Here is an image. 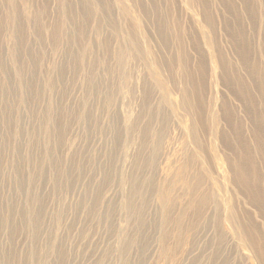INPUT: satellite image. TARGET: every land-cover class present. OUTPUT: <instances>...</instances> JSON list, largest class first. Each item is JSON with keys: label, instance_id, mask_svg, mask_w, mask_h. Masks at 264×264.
<instances>
[{"label": "rangeland", "instance_id": "374dc122", "mask_svg": "<svg viewBox=\"0 0 264 264\" xmlns=\"http://www.w3.org/2000/svg\"><path fill=\"white\" fill-rule=\"evenodd\" d=\"M70 1L71 7H64L65 0H0V264H212L218 249L229 253L230 264L262 263L251 256L242 229V222L248 225L245 217L257 211L227 170V158L235 163L232 123L239 116L245 136L254 127L264 137L258 129L262 107L251 104L257 118L251 124L238 84L241 77L248 84H264V76L249 73L257 60L264 71L256 47L259 41L264 45L260 0L253 10L241 0H105L109 16L104 5L89 0L91 17L82 11L81 0ZM199 7L214 12L217 30L202 24ZM233 11L242 19L229 16H236ZM245 13L252 17L243 19ZM33 14L43 28L28 20ZM226 16L231 26L236 20L245 29L233 44L229 37L235 36L234 29L230 34L222 26ZM17 20L27 39L18 44L12 35ZM75 27H83L87 38L80 39ZM214 37V46L224 50L219 64L207 42ZM242 39L245 56L236 48ZM61 66H67V74L58 71ZM230 67L242 73L236 81L227 74ZM198 79L199 90L191 89ZM184 93L193 101L190 106L183 105ZM255 94L250 93L252 98ZM85 112H92L89 120ZM245 141L251 143L247 136ZM259 217L264 233V218Z\"/></svg>", "mask_w": 264, "mask_h": 264}, {"label": "bare ground", "instance_id": "6f19581e", "mask_svg": "<svg viewBox=\"0 0 264 264\" xmlns=\"http://www.w3.org/2000/svg\"><path fill=\"white\" fill-rule=\"evenodd\" d=\"M73 1V0H72ZM82 1V7H83V9H82V11L83 12H85V14L86 15H88V17L90 16L91 17V12H93V11H91V9H90V3H89V0H81ZM97 2H98V4L99 5H104V8L106 7H108L107 5H106V1L105 0H96ZM162 1V0H161ZM195 1V0H194ZM231 1V0H230ZM242 2H244V6H245V8H247L248 7V9H250V10H253V9H251L252 8V6H253V3H254V1L255 0H241ZM24 2H25V0H24ZM91 2V1H90ZM203 2H204V0H203ZM213 2V1H212ZM222 2V1H221ZM228 2H229V0H228ZM227 2V3H228ZM232 2V1H231ZM263 2V3H262ZM110 3H111V1H110ZM112 3H113V1H112ZM111 3V4H112ZM135 3V2H134ZM153 3V2H152ZM164 3V2H163ZM196 3V2H195ZM209 3V2H208ZM216 3V2H215ZM220 3V2H219ZM234 3V2H233ZM236 3V2H235ZM257 3H259V1H257ZM260 3H261V7L262 8H264V0H260ZM75 4V3H74ZM80 4V5H81ZM136 4V3H135ZM198 4V3H197ZM210 4V3H209ZM223 4H225V2L223 3ZM230 4V3H229ZM62 5H64L63 3H62ZM71 5V1L70 0H65V5H64V7H71L70 6ZM79 5V4H78ZM114 5V4H113ZM141 5V4H140ZM200 5H202V4H200ZM233 5V4H232ZM75 6V5H74ZM160 6V5H159ZM162 6V5H161ZM160 6V7H161ZM199 6V5H198ZM227 6H228V4H227ZM76 7V6H75ZM79 7V6H78ZM82 7H80V8H82ZM156 7H157V5H156ZM156 7H154V8H156ZM159 7V8H160ZM203 7H204V5H203ZM203 7H199V13H200V15H202L203 16V18L201 19L202 21V24L204 25V26H206V27H211L212 26V28L213 29H216L217 30V28H215L214 27V23L216 22V19H217V17H215V14H214V12H209L208 11V9L206 10V7H205V10H204V8ZM225 7V6H224ZM258 7H260V4H259V6ZM103 8V9H104ZM153 8V7H152ZM211 8H212V6H211ZM228 8V7H227ZM255 8H257V7H255ZM254 8V9H255ZM75 9V8H74ZM101 8H99V10H100ZM110 9V8H109ZM109 9L107 8L106 10H107V12H108V16H109V14H110V11H109ZM224 9V8H223ZM105 10V11H106ZM155 9H153V11H154ZM162 10V9H161ZM227 10V9H226ZM258 10V9H257ZM68 11V10H67ZM67 11H65V12H67ZM71 11V10H70ZM69 11V12H70ZM74 11V10H73ZM156 11V10H155ZM154 11V12H155ZM160 11V10H159ZM164 11V10H163ZM212 11V10H211ZM82 12V13H83ZM152 12V11H151ZM168 12H169V10H168ZM247 12V11H246ZM255 12V11H254ZM162 13V12H161ZM165 13V12H164ZM233 13L236 15V16H234V15H230L229 14V16H232V17H234V18H241L242 19V15H238L237 13H236V11L234 12L233 11ZM241 13V12H240ZM252 13H253V11H252ZM264 13V12H263ZM68 14V13H67ZM77 14H78V12H77ZM171 14V13H170ZM219 14V13H218ZM259 14V13H258ZM66 15V14H65ZM72 15V14H71ZM93 15H94V12H93ZM102 15H103V12H102ZM157 15V14H156ZM168 15V14H167ZM246 15H249L250 17H252V15L251 14H249V13H245L244 14V17H243V19H245L246 18ZM254 15H255V13H254ZM82 16V15H81ZM100 16V15H99ZM104 16H106V14L104 15ZM111 16V15H110ZM160 16V15H159ZM220 16V15H219ZM229 16H226L224 19H225V21H224V23L223 24H225V25H222V26H224V28H225V26L228 28V32H229V29H234V33H235V36L234 35H231L230 37H229V39H230V43L231 44H233V42L235 41V40H237V38H236V35L238 34V32L239 31H241V32H243L244 33V31H245V29L244 28H242V29H240V26H239V22L238 21H232V22H234V27L233 26H231V24H230V22L229 21H227L226 19L227 18H229ZM66 17H67V15H66ZM75 17V16H74ZM83 17H84V15H83ZM83 17H82V19H83ZM172 17V16H171ZM171 17L169 18V20L171 19ZM77 18V17H76ZM85 18H86V16H85ZM222 18V17H221ZM69 20H70V18H68ZM88 19V18H87ZM107 19H108V17H107ZM112 19V18H111ZM116 19V18H115ZM160 19H162V18H160ZM167 19V18H166ZM233 19V18H232ZM252 19V18H251ZM30 22H33V25H34V28H39V27H42L43 28V26H42V23H41V21H40V18H39V16L38 15H36V14H33L32 15V17H30L29 19H28ZM105 20V19H104ZM176 20V19H175ZM174 20V21H175ZM250 20V19H249ZM18 21V20H17ZM82 21V20H81ZM89 21V20H88ZM173 21V22H174ZM72 22V21H71ZM76 22H78V21H76ZM75 22V23H76ZM107 22V21H106ZM109 22V21H108ZM167 22V21H166ZM169 22H171V21H169ZM241 23L242 22H244L243 20L242 21H240ZM263 22H264V20H263ZM15 23H16V21H15ZM70 23V22H69ZM79 23V22H78ZM85 23H87V22H85ZM100 23H102V22H100ZM114 22L112 21V24H113ZM175 23H176V21H175ZM177 23H178V20H177ZM71 24V23H70ZM110 23H108V25H109ZM158 24H159V22H158ZM180 24V23H179ZM255 24V23H254ZM76 25H78V24H76ZM104 25V24H103ZM106 25V24H105ZM111 25V24H110ZM116 25V24H115ZM114 24L112 25V26H115ZM161 25H163V24H161ZM166 26H168L167 25V23L165 24ZM164 25V26H165ZM172 25V24H171ZM170 25V26H171ZM175 25H177V24H175ZM216 25H217V23H216ZM253 25V24H252ZM15 26H16V29H14L15 31H13L14 33L12 34L13 36H14V40H15V42H16V44H18V43H23V42H20V41H22V39H24L23 38V36H22V33L24 32H22V30H24L23 28H25V27H22V29H21V27H20V22L18 21V23L17 24H15ZM83 26V25H82ZM117 26V25H116ZM115 26V27H116ZM165 26V27H166ZM177 26H179V25H177ZM258 26V25H257ZM77 27V26H76ZM75 27V29H77V30H79L78 28H76ZM98 27H99V24H98ZM97 27V28H98ZM114 27V28H115ZM118 27H119V25H118ZM164 27V28H165ZM217 27V26H216ZM231 27H233V28H231ZM15 28V27H14ZM83 27H81V29L79 30L80 31V35H79V38L80 37H85V30H83L82 29ZM87 29H88V27H86ZM86 28H84V29H86ZM101 27H99L98 29H100ZM110 28H112V27H110ZM109 28V29H110ZM113 28V29H114ZM163 28V29H164ZM170 28V27H169ZM177 28V27H176ZM212 28H210V29H212ZM224 28H222V30L224 29ZM41 29V28H40ZM74 29V28H73ZM112 29V30H113ZM160 29V28H159ZM162 29V30H163ZM173 29V28H172ZM209 29V30H210ZM226 29V28H225ZM252 29V28H251ZM250 29V34L251 33H253V31ZM258 29V28H257ZM257 29H255V30H257ZM25 30H26V28H25ZM216 30H214L215 32H216ZM35 31V30H34ZM44 31V30H43ZM42 31V32H43ZM89 31V30H88ZM118 31V30H117ZM168 31V30H167ZM171 31V30H170ZM248 30H246V32H247ZM262 31V30H261ZM36 32H39V31H36ZM174 32V31H173ZM172 31H171V35H172V33H173ZM227 32V31H226ZM225 32V33H226ZM231 32V31H230ZM229 32V33H230ZM255 32H257V31H255ZM27 33V32H26ZM56 33L57 32H55V31H53V37H55L56 36ZM87 33H89V32H87ZM159 33V32H158ZM167 33V32H166ZM207 33V32H206ZM219 33V32H218ZM248 33V32H247ZM261 33H263V32H261ZM23 34H25V32L23 33ZM39 34H40V32H39ZM43 34H44V32H43ZM84 34V35H83ZM231 34V33H230ZM28 35V34H27ZM36 35H37V33H36ZM72 35V34H71ZM77 35V34H76ZM134 35V34H133ZM136 35V34H135ZM162 35V34H161ZM168 35V34H167ZM170 35V34H169ZM212 35H213V31H212ZM228 35V34H227ZM262 35V34H261ZM21 36H22V38H21ZM24 36H26V34L24 35ZM38 36V35H37ZM39 36H41V35H39ZM44 36V35H43ZM51 36V35H50ZM159 36V35H158ZM206 36H208L207 34H206ZM214 36V35H213ZM217 36H218V34H217ZM240 36H241V33H240ZM244 36V35H243ZM160 37V36H159ZM164 37H166V36H164ZM216 37V36H215ZM215 37L214 38H210L207 42H209V44L211 45V47H212V50H213V54L211 55L212 57V59H217V62H218V64L220 63V60H222V57H223V53H221V52H223L224 50H222L221 49V47L219 48V47H216V46H214V42H213V39H215ZM242 37V36H241ZM250 37V36H249ZM253 37V36H252ZM264 37V36H263ZM263 37H261V38H263ZM37 38H39V37H37ZM78 38V40L80 41V39ZM85 38H87V37H85ZM84 38V39H85ZM136 38H138V36L136 37ZM151 38V37H150ZM167 38V37H166ZM169 38H170V36H169ZM217 38V37H216ZM228 38V37H227ZM255 38V37H254ZM56 39V38H55ZM75 39H77L76 37H75ZM139 39V38H138ZM163 39V38H162ZM180 39V38H179ZM182 39V38H181ZM180 39V40H181ZM205 39V38H204ZM238 39H240V38H238ZM247 39H248V37H247ZM25 41L27 40V39H24ZM23 40V41H24ZM39 40H41V39H39ZM85 40H87V39H85ZM161 40V39H160ZM165 40V39H164ZM164 40H163V42H164ZM171 40V39H170ZM180 40H179V44L180 43H182V42H180ZM185 40V39H184ZM228 40V39H227ZM242 40H244V39H242ZM255 40V39H254ZM257 40V39H256ZM138 41V40H137ZM215 41V40H214ZM232 41V42H231ZM241 41V40H240ZM245 41L246 40H244V41H241L240 43H242L243 42V44L241 45V46H237L236 48L239 50H241L240 51V53H242V55H246V52L245 51H242V50H244L245 49V46H244V43H245ZM249 40H247V42H248ZM262 41V40H261ZM41 42V41H40ZM136 42V41H135ZM205 42V41H204ZM216 42V41H215ZM219 42V41H218ZM263 42V41H262ZM25 43V42H24ZM75 43V42H74ZM82 43V42H81ZM164 43H166V42H164ZM170 43V42H169ZM172 43V42H171ZM248 43H250V42H248ZM79 44V43H78ZM134 44H137V43H134ZM167 44V43H166ZM221 44V43H220ZM219 44V45H220ZM254 44V43H253ZM255 44H257L256 42H255ZM24 45V44H23ZM172 45V44H171ZM235 45V44H234ZM17 46V45H16ZM137 46V45H136ZM168 47H169V45H167ZM255 46V45H254ZM262 46H264V45H262ZM261 42L259 41V44H257V46L256 47H258L260 50H258V52H260V57H262V60L264 59L263 58V50L264 49H261ZM76 47V46H75ZM74 47V48H75ZM139 47V45L137 46V48ZM226 47V46H225ZM235 48V47H234ZM264 48V47H263ZM18 49V48H17ZM20 49V48H19ZM224 49V48H223ZM231 49H232V47H231ZM236 49V50H237ZM249 49L250 48H248V51H249ZM170 50V49H169ZM138 51H140V50H138ZM221 51V52H220ZM251 51V50H250ZM254 51V50H253ZM65 52V51H64ZM80 52H82V51H80ZM142 52V51H141ZM144 52V51H143ZM173 52V51H172ZM176 52V51H175ZM210 52V51H209ZM31 54H32V56H34V55H37L38 54V52H30ZM69 53H70V51H69ZM69 53H67V54H69ZM203 53V52H202ZM229 53V52H228ZM234 53H235V50H234ZM239 53V52H238ZM247 53H249V52H247ZM64 54V53H63ZM77 54V53H76ZM176 54V53H175ZM204 54V53H203ZM39 55V54H38ZM182 55V54H181ZM206 55V54H205ZM242 55H241V58H242ZM42 56V55H41ZM81 56V55H80ZM162 56V55H161ZM171 56H173V55H171ZM208 56V55H207ZM77 57H79V56H77ZM187 57V56H186ZM190 57V56H189ZM37 58V57H36ZM72 58V57H71ZM173 58H174V56H173ZM177 58V57H176ZM232 58V57H231ZM240 58V57H239ZM251 58V57H250ZM35 59V58H34ZM74 59V58H73ZM178 59V58H177ZM205 59V58H204ZM70 60V59H69ZM77 60V59H76ZM230 60V59H229ZM241 60V59H240ZM253 60V59H252ZM80 61V60H79ZM79 61H78V63L77 64H79ZM215 61V60H214ZM213 61V63H215ZM228 61V60H227ZM231 61V60H230ZM236 61V60H235ZM245 61V60H244ZM70 62V61H69ZM161 63H162V61H160ZM181 62L183 63L182 65L183 66H185L186 67V65L188 64L187 63V58H185V56H184V58L183 57H181ZM229 62V61H228ZM258 62V63H257ZM257 64H255L254 62H253V70L252 71H249V73H250V75L251 76H256L257 77V75L255 74V71L258 73V76L259 77H263L264 76V71L262 70V64H261V61H260V63H259V61L257 60ZM62 63H64V62H62ZM61 63V64H62ZM66 63H68V61L66 62ZM65 63V64H66ZM160 63V64H161ZM202 63V62H201ZM245 63V62H244ZM244 63H241V64H244ZM58 64H60L59 62H58ZM72 64V63H71ZM71 64L69 63V66H71ZM164 64V63H163ZM162 64V65H163ZM228 64V63H227ZM227 64H225V62H224V65H226V66H228ZM255 64V65H254ZM67 65V64H66ZM75 65V64H74ZM161 65V66H162ZM167 65H168V63H167ZM170 65V64H169ZM168 65V66H169ZM182 65H181V67H182ZM215 65V64H214ZM217 65V64H216ZM221 65V64H220ZM220 65H219V68H220ZM261 65V66H260ZM21 66V65H20ZM73 66V65H72ZM77 66V65H76ZM79 66V65H78ZM200 66V65H199ZM246 66V65H245ZM244 66V67H245ZM166 67V66H165ZM174 67V66H173ZM217 67H218V65H217ZM247 67V66H246ZM246 67H245V69H246ZM252 66H249V69L251 68ZM188 68V67H187ZM186 68V69H187ZM208 68V67H207ZM59 69V68H58ZM57 69V70H58ZM70 69V68H69ZM170 69H172V68H170ZM183 69H185V68H183ZM201 69V68H200ZM216 69L217 68H215V71H216ZM226 69V68H225ZM5 70V69H4ZM3 70V71H4ZM61 70V74L62 75H65V74H67V72H66V70H67V66H61L60 67V69L58 70V71H60ZM74 70V69H73ZM72 70V71H73ZM173 70V69H172ZM189 70V69H188ZM204 70V69H203ZM202 70V71H203ZM6 71V70H5ZM170 71V70H169ZM187 71V70H186ZM224 71V70H223ZM226 71V70H225ZM243 71V70H242ZM188 72V71H187ZM204 72V71H203ZM59 73V72H58ZM76 73V72H75ZM208 73V72H207ZM215 73V72H214ZM227 73V72H226ZM230 73V75H229V77L230 78H233V80L234 81H236L235 80V78L236 77H240L241 75H242V73L240 74V71L238 70V69H236V68H234V67H230V68H228V73L227 74H229ZM248 73V72H247ZM72 74H73V72H72ZM186 74V73H185ZM189 74H190V72H189ZM202 74V73H201ZM216 74V73H215ZM215 74H214V76H215ZM221 74V73H220ZM222 74H223V72H222ZM221 74V75H222ZM224 75V74H223ZM59 76V75H58ZM73 76H75L74 74H73ZM186 76V75H185ZM187 76H188V74H187ZM205 76H206V74H205ZM204 76V77H205ZM247 76V75H246ZM60 77H61V75H60ZM63 77V76H62ZM66 77V76H65ZM203 76H201V78H202ZM208 77V76H207ZM216 77V76H215ZM224 77V76H223ZM242 78V77H241ZM240 78V80H239V82H238V84L239 85H243L242 87H243V89H244V93H243V95L241 96V98L243 97V102L242 103H244L243 105H245L246 104V106H245V108H244V110H243V112L245 113V114H250V116H251V124L252 123H254V122H257V121H255L257 118L255 117V114L253 115V113L254 112H252L253 111V109H250V107H252L253 108V106L252 105H257L258 104V107H259V109H260V107H262V109H261V111L263 112V114H264V84H253L250 80H249V84H248V82H247V80H246V82L244 81V80H242ZM60 79V78H59ZM75 79V78H74ZM73 78H72V80H74ZM189 79H190V77H189ZM223 79V78H222ZM239 79V78H238ZM247 79V78H246ZM260 79V78H259ZM264 79V78H263ZM63 80V79H62ZM65 80V79H64ZM64 80L62 81V82H64ZM186 80V79H185ZM191 80V79H190ZM232 80V79H231ZM60 81H61V79H60ZM68 81H69V79H68ZM67 81V82H68ZM162 81V80H161ZM65 82H66V80H65ZM71 82V81H70ZM69 82V83H70ZM95 82H97V81H95ZM99 82V81H98ZM189 82H191V81H189ZM192 82H194V81H192ZM228 82V81H227ZM232 82V81H231ZM169 83V82H168ZM200 83V81H199V79L197 80V82L195 83L194 82V85H192V84H190V85H192L190 88L191 89H196V91H198L199 89H198V84ZM203 83V82H202ZM65 84H67V83H65ZM95 84V83H94ZM186 84V83H185ZM189 84V83H188ZM204 84V83H203ZM233 84V83H232ZM232 84H231V86H232ZM237 84V83H236ZM5 85V84H4ZM98 85V84H97ZM229 85V84H228ZM234 85V84H233ZM27 86H31V85H27ZM64 86V85H63ZM63 86H61V87H63ZM207 86V85H206ZM216 86V85H215ZM236 86V85H235ZM9 87V86H8ZM66 87V86H65ZM99 87V86H98ZM229 87V86H228ZM5 88V87H4ZM25 88V87H24ZM33 88V87H32ZM187 88H188V86H187ZM201 88H202V85H201ZM200 88V89H201ZM207 87H205V89H206ZM27 89V88H26ZM30 89V88H29ZM66 89V88H65ZM64 89V90H65ZM186 89V88H185ZM204 89V90H205ZM235 89V88H234ZM233 89V90H234ZM238 89V88H237ZM236 89V91H238ZM28 90V89H27ZM31 90V89H30ZM183 90H184V88H183ZM182 90V91H183ZM189 89H187V91H188ZM239 90H241V88L239 89ZM257 90V91H256ZM25 91V90H24ZM29 91V90H28ZM62 91V90H61ZM66 92H67V90H65ZM96 91H98V90H96ZM96 91H94V92H96ZM100 91V90H99ZM98 91V92H99ZM187 91H185L184 90V92H187ZM189 91H191V90H189ZM242 91V90H241ZM253 91V93L255 92L256 94H258L256 97L257 98H252V95H250V93ZM26 93H27V91H25ZM69 92V91H68ZM97 92V93H98ZM192 92H194V90H192ZM235 92V91H234ZM258 92V93H257ZM189 93H191V92H189ZM204 93V92H203ZM206 93V92H205ZM233 93V92H232ZM236 93V92H235ZM29 94H31L30 93V91H29ZM194 94V93H193ZM196 94V93H195ZM208 94V93H207ZM238 94H240V93H238ZM237 94V95H238ZM255 94V95H256ZM61 95V94H60ZM149 95V94H148ZM197 95H199V96H201L199 93H197ZM254 95V96H255ZM63 96H64V94H63ZM7 97H8V94H7ZM194 97H196V95L194 96ZM234 97V96H233ZM238 97V96H237ZM146 98V97H145ZM149 98V97H148ZM188 98V97H187ZM187 98L185 97V93H184V98H183V105H187L188 104V102L191 100H189L188 99V101H187ZM189 98H191V97H189ZM199 98V97H198ZM198 98H197V100H198ZM203 98H204V96H203ZM203 98H201L202 100H203ZM235 98V97H234ZM28 99V98H27ZM59 99H60V97H59ZM63 99V98H62ZM239 99H240V97H239ZM63 100H65V99H63ZM199 100H200V98H199ZM227 100V99H226ZM238 100V99H237ZM241 100V99H240ZM239 100V101H240ZM7 101V100H6ZM27 101V100H26ZM192 101V100H191ZM211 101V100H210ZM225 101V100H224ZM242 101V100H241ZM24 102H25V100H24ZM194 102H195V100H194ZM230 102V101H229ZM26 103V102H25ZM28 103V102H27ZM80 103V102H79ZM82 103V102H81ZM192 103H193V101H192ZM228 103V102H227ZM9 104V103H8ZM11 104V103H10ZM59 105L60 104H62L61 102L60 103H58ZM191 104V103H190ZM210 104H213L212 102H210ZM222 104H226V102H224V103H222ZM252 104V105H251ZM57 105V104H56ZM189 105V104H188ZM187 105V106H188ZM196 105V104H195ZM198 105V104H197ZM206 105H207V103H206ZM242 105V104H241ZM255 105V106H256ZM190 106V105H189ZM223 107H224V105H222ZM10 107V106H9ZM55 107V106H54ZM211 107H212V105H211ZM222 107V108H223ZM59 108V107H58ZM60 108H62V107H60ZM199 108V107H198ZM210 108V107H209ZM225 109L227 108V107H224ZM235 108V107H234ZM255 109H256V107H254ZM8 109V108H7ZM89 108H87V110H88ZM202 109V108H201ZM206 110H207V107L205 108ZM213 109V108H212ZM227 109H229V107L227 108ZM230 109H231V107H230ZM3 110V109H2ZM56 110V109H55ZM64 110V109H63ZM91 110V109H90ZM162 110V109H161ZM161 110H160V112H161ZM211 110V109H210ZM221 110V109H220ZM234 110V109H233ZM9 111V110H8ZM60 111V110H59ZM202 111H200V113H201ZM233 112V111H232ZM237 112V111H236ZM241 112H242V109H241ZM92 113V112H91ZM91 113H89V114H91ZM163 113V112H162ZM205 113V112H204ZM209 113V112H208ZM213 113V112H212ZM234 113V112H233ZM258 112H256V114H257ZM8 114V113H7ZM65 114H66V112H65ZM88 114V112H85V116H87V119L89 118V114ZM202 114V113H201ZM244 114V115H245ZM61 115V114H60ZM213 115V114H212ZM230 115H231V111H230ZM229 115V116H230ZM236 115V114H235ZM68 116V115H67ZM94 116V115H93ZM246 117H247V115H245ZM63 117H64V115H63ZM69 117V116H68ZM75 117V116H74ZM234 117H236V116H234ZM241 116H239V118H240ZM249 117V116H248ZM247 117V118H248ZM259 117V116H258ZM60 118V117H59ZM231 118V117H230ZM238 118V120H236V122L233 124L232 123V126H233V132H234V134H233V137H234V142H233V144H232V148H233V150H234V157H233V159L235 160V163H233L232 161H230L228 158H227V163H228V165H229V167H227V170H228V168H229V172H231L232 174H234L233 175V178H230L231 179V182L234 184V186H238V187H241V188H243V189H241V188H239V191H241L242 193H246L247 194V198H248V200L250 201V204H252V206H254V208H255V211H257V214L261 217L262 216V218H264V184L262 183V178H264V176H262V174H264V173H262V170L264 171V137L262 136V134H260V132H259V130H257V129H254L253 130V128H252V126H251V128H252V132H250V133H248V135L246 134V136H247V139H249L250 140V144L248 143H246V136H245V133H243L242 131H241V129H240V124H239V119ZM78 119V118H77ZM91 119H92V116H91ZM198 119V118H197ZM206 119V118H205ZM209 119H212V118H209ZM236 119V118H235ZM235 119H234V121H235ZM259 119H260V117H259ZM263 119H264V116H263ZM11 120H13V119H10V122H11ZM43 120V119H42ZM89 120V119H88ZM93 120V119H92ZM262 120V119H261ZM62 121V120H61ZM60 121V122H61ZM66 121H68V120H66ZM83 121V120H82ZM208 121V120H207ZM212 121V120H211ZM233 121V122H234ZM14 122V121H13ZM91 122V121H90ZM238 122V123H237ZM249 122V121H248ZM63 123H64V121H63ZM86 123V122H85ZM88 124H89V122H87ZM192 123V125L191 126H193V122H191ZM62 124V123H61ZM60 124V125H61ZM230 124V123H229ZM244 124V123H243ZM242 123H241V125H243ZM255 124V123H254ZM258 124V123H257ZM11 125V124H10ZM13 125V124H12ZM63 125V124H62ZM86 125V124H85ZM260 125H262V128L260 127V128H258V129H260L261 130V132L262 131H264V120H263V122H260ZM54 126V125H53ZM68 126V125H67ZM86 127V126H85ZM193 127H195V126H193ZM249 127V126H248ZM52 128V127H51ZM65 128V127H64ZM56 129H58V127L56 128ZM232 129V128H231ZM38 130V129H37ZM62 130V129H61ZM86 130V129H85ZM88 130V129H87ZM87 130H86V132H87ZM58 131V130H57ZM193 131H196L195 129L193 130ZM191 132V131H190ZM244 132H246V130L244 131ZM196 133V132H195ZM252 133H253V136H251L252 135ZM21 134V133H20ZM52 134V133H51ZM50 134V135H51ZM57 134V133H56ZM191 134H193V132L191 133ZM60 136H61V134H59ZM263 135H264V133H263ZM196 137V136H195ZM2 138V137H1ZM5 138H6V136H5ZM57 139H59L58 137H56ZM60 138H62V137H60ZM4 139V138H3ZM37 139V138H36ZM189 139V138H188ZM6 140V139H5ZM56 140V139H55ZM192 140V139H191ZM196 140V139H195ZM194 140V141H195ZM60 141V140H59ZM183 141V140H182ZM199 141V140H198ZM157 142V141H156ZM34 143V142H33ZM57 143V142H56ZM60 143V142H59ZM190 143V142H189ZM200 143V142H199ZM247 145H246V144ZM39 144V143H38ZM42 144V143H41ZM58 144V143H57ZM57 144H56V147H57ZM1 145V144H0ZM3 146V145H2ZM5 146V145H4ZM34 147L36 146V145H33ZM229 146V145H228ZM6 147V146H5ZM4 147V148H5ZM33 147V148H34ZM39 147V146H38ZM3 148V147H2ZM4 148H3V150H4ZM53 148V147H52ZM58 149H60V147H58ZM231 149V148H230ZM36 150V149H35ZM157 150V149H156ZM58 151V150H57ZM4 152V151H3ZM23 152V151H22ZM52 152H53V149H52ZM156 152V151H155ZM19 154V153H18ZM17 154V155H18ZM51 154H53V153H51ZM51 154L49 155V156H51ZM114 154V153H113ZM112 154V155H113ZM53 155H55V154H53ZM57 156V155H56ZM18 157H20V156H18ZM21 158V157H20ZM50 158V157H49ZM58 158H59V156H58ZM109 158H110V156H109ZM4 159V158H3ZM16 159V158H15ZM111 159H112V157H111ZM232 159V160H233ZM21 160V159H20ZM71 160V159H70ZM4 161V160H3ZM17 161V160H16ZM22 161V160H21ZM20 161V162H21ZM51 161H53V160H51ZM226 161V160H225ZM59 162V161H58ZM70 162V161H69ZM220 162V161H219ZM5 163V162H4ZM22 163V162H21ZM51 163V162H50ZM55 163V162H54ZM72 163V162H71ZM226 163V162H225ZM227 163L225 164V165H227ZM1 165H3V164H1L0 163V171L2 170L1 169ZM73 165H75V164H73ZM225 165H224V167H225ZM15 166H16V162H15ZM23 166V165H22ZM18 166H16V168H17ZM81 167V166H80ZM79 167V168H80ZM30 168V167H29ZM75 168V167H74ZM83 168V167H82ZM81 168V169H82ZM109 168V167H108ZM170 168V167H169ZM226 168V167H225ZM18 169V168H17ZM23 169V168H22ZM70 169H72V168H70V166H69V170ZM80 169V170H81ZM110 169H111V167H110ZM72 170H74V169H72ZM111 170H113V169H111ZM110 170V171H111ZM20 171V170H19ZM19 171H18V174H19ZM2 172V171H1ZM16 172V171H15ZM22 172V171H21ZM32 172V171H31ZM105 172H107V170L105 171ZM109 172V171H108ZM107 172V173H108ZM113 172V171H112ZM257 172L258 173H260L261 174V176H258V174H257ZM74 173V172H73ZM78 173V172H77ZM2 174H3V172L1 173V176H2ZM21 174V173H20ZM231 174V175H232ZM70 175V174H69ZM77 175V174H76ZM72 176V175H71ZM104 176H105V174H104ZM103 176V177H104ZM23 177V176H22ZM46 177V176H45ZM75 177H77V176H75ZM110 177V176H109ZM109 177H108V179H109ZM4 178H5V175H4ZM19 178H20V175H19ZM1 179V178H0ZM18 179V178H17ZM23 179V178H22ZM69 180H71V178H68ZM72 179L74 180V178L72 177ZM107 179V178H106ZM2 180V179H1ZM19 180V179H18ZM17 180V181H18ZM21 180V179H20ZM48 180V179H47ZM72 180V181H73ZM3 181V180H2ZM105 182H106V180H104ZM104 181H102V182H104ZM108 181V180H107ZM21 182H22V180H21ZM20 182V183H21ZM31 181H29V183H30ZM46 182V181H45ZM48 182V181H47ZM104 182V183H105ZM23 183V182H22ZM2 184V183H1ZM5 185V184H4ZM25 185V184H24ZM22 186V185H21ZM1 187V186H0ZM6 188V187H5ZM22 188V187H21ZM23 189H25L24 187L21 189V190H23ZM34 189V188H33ZM5 190V189H4ZM20 190V189H19ZM26 190V189H25ZM0 192H2V190L0 191ZM23 193V192H22ZM1 195H2V193H0ZM7 194V193H6ZM6 194H5V196H6ZM45 194V193H44ZM43 194V195H44ZM10 195V194H9ZM23 195V194H22ZM245 195V194H244ZM8 196V195H7ZM10 197V196H9ZM20 197V196H19ZM3 198V197H2ZM38 198V197H37ZM40 198V197H39ZM208 198V197H207ZM5 200V199H4ZM41 200V199H40ZM39 200V201H40ZM209 200V199H208ZM5 201H7V200H5ZM42 201V200H41ZM40 201V202H41ZM202 203H205V199L204 198H202V200H200ZM248 201V202H249ZM40 202H39V204H40ZM6 203V202H5ZM45 203V202H44ZM200 203V202H199ZM12 204H13V202H12ZM38 204V205H39ZM43 204V203H42ZM11 205V204H10ZM16 206V205H15ZM4 207V206H3ZM13 207V206H12ZM43 207V206H42ZM41 207V208H42ZM1 208V207H0ZM40 208V210L41 211H43L42 209ZM12 209V208H11ZM4 210V209H3ZM6 210V209H5ZM15 211H16V209H14ZM39 210V209H38ZM10 212H13V210H10ZM19 212V211H18ZM15 213V212H14ZM38 213V212H37ZM5 214V213H4ZM12 214V213H11ZM22 214V213H21ZM255 215V216H258V215ZM2 215V214H1ZM11 216V215H10ZM45 216V215H44ZM255 216L253 215V214H250V215H247L245 218L248 220V222H246V223H248V225L246 224L245 225V223L244 222H242V229H243V234L245 235V237H246V239H249V247H250V249H251V256H253V257H256V259H259V261L260 260H262V263L260 262V264H263L264 263V233L262 232L263 231V228H261V227H259L258 225H260L259 223H257V220H256V218H255ZM259 217V218H260ZM235 218V217H234ZM238 217L236 216V219H237ZM1 219H2V217H1ZM8 219H9V217H8ZM235 219V220H236ZM3 220H6L5 218H3ZM10 220V219H9ZM238 220H239V218H238ZM34 222H36V221H34ZM8 223H9V221H8ZM1 224V223H0ZM11 225L13 224V223H10ZM36 225V224H35ZM0 226H2V225H0ZM5 226V225H4ZM9 226V225H8ZM14 226V225H13ZM264 226V225H263ZM12 226H10V228H11ZM37 227H38V224H37ZM5 228V227H4ZM14 228H15V226H14ZM19 228V227H18ZM35 228V227H34ZM41 228V227H40ZM4 230V229H3ZM11 230H12V228H11ZM10 230V231H11ZM5 232V231H4ZM7 232H8V230H7ZM221 236V235H220ZM5 237V236H4ZM8 237V236H7ZM12 239V238H11ZM10 239V240H11ZM5 240V239H4ZM247 241V240H246ZM1 242V241H0ZM13 242V241H12ZM225 242V241H224ZM220 242H218V244H219ZM247 243V242H246ZM1 244V243H0ZM4 245H5V243H3ZM217 244V245H218ZM1 246V245H0ZM220 246H223V245H221L220 244ZM219 246V247H220ZM218 247V248H219ZM224 247V246H223ZM12 249V248H11ZM11 249H9L10 251H11ZM3 250V249H2ZM13 250V249H12ZM1 251V250H0ZM5 251V250H4ZM13 252V251H12ZM19 252V251H18ZM28 252V251H27ZM58 252V251H57ZM216 253V256L214 257L215 259V261L214 262H212V264H230V261H229V259L228 258H230L229 257V253L227 254V252H225V251H222L221 252V249H218V252H215ZM15 254V253H14ZM0 255H1V253H0ZM12 255H13V253H12ZM29 255V254H28ZM63 254L61 253V256H62ZM19 256V255H18ZM25 256V255H24ZM26 257H28V256H26ZM60 257V256H59ZM64 257H65V255H64ZM63 257V258H64ZM2 258V257H1ZM6 258V257H5ZM66 258V257H65ZM8 259V258H7ZM16 259V258H15ZM27 259V258H26ZM2 260V259H1ZM0 260V261H1ZM195 261V260H194ZM9 262V261H8ZM22 262H23V259H22ZM29 262H30V260H29ZM59 262V261H58ZM57 262V263H58ZM54 263V262H53ZM66 263V262H65ZM64 263V264H65ZM190 263V262H189ZM193 263H195V262H193ZM192 263V264H193ZM1 264H2V262H1ZM16 264H18V263H16ZM63 264V263H62Z\"/></svg>", "mask_w": 264, "mask_h": 264}]
</instances>
